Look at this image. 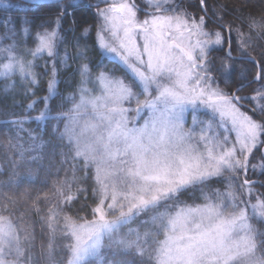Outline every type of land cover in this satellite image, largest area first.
<instances>
[{
	"label": "snow or ice",
	"instance_id": "obj_1",
	"mask_svg": "<svg viewBox=\"0 0 264 264\" xmlns=\"http://www.w3.org/2000/svg\"><path fill=\"white\" fill-rule=\"evenodd\" d=\"M197 5L199 14L185 0L86 5L96 8L95 26L85 27L81 37L95 31L101 58L115 64L97 65L93 72L85 62L87 40L77 38L78 86L71 107L54 116L49 101L57 75L72 59L59 51L62 21L76 5L56 0V19L35 33L27 19L19 29L11 20L4 23L0 41L11 42H0V78L10 82L3 91L19 84L26 96H35L47 76L48 95L32 99L28 114L11 121L15 133L7 148L18 159L10 161L11 176L0 185V264H105L106 241L132 252L138 264H264V231L257 227L264 225V193L257 191L264 187V55L249 51L253 34L264 38V14L257 19L241 12L229 20L226 5L211 14L207 0ZM237 64L247 67L235 90L225 91L220 82H234ZM254 84L253 94L241 95ZM249 103L256 118L245 110ZM28 121H55L71 172L44 193L41 220L49 239L39 258L31 225L7 195L18 187L16 169L27 163L25 153L43 147L25 127ZM257 170L261 179L254 180L249 173ZM81 198L84 204L74 212ZM40 199L38 194L31 200L37 213ZM142 214L148 216L140 221L144 230L138 226L121 235Z\"/></svg>",
	"mask_w": 264,
	"mask_h": 264
},
{
	"label": "trees",
	"instance_id": "obj_2",
	"mask_svg": "<svg viewBox=\"0 0 264 264\" xmlns=\"http://www.w3.org/2000/svg\"><path fill=\"white\" fill-rule=\"evenodd\" d=\"M13 4L11 8L5 9L0 7V37L4 35V23L9 20L14 22L17 29L20 27V22L27 19L31 22V30L33 33L35 31L43 30L40 26L45 25L56 19V15L59 13L60 9L56 5L47 6H33L22 3L18 0H10ZM72 3L76 5L75 9H68L70 13L62 21V35L64 36V44L59 49L60 54L64 55L67 52L69 59L67 61L66 67H61L58 75V85L56 87V95H54L49 101V108L51 114L54 116L62 109H67L71 107L70 97L74 94L78 82L79 75L77 74V67L81 63L80 60L76 59L77 53V38H80L81 44L86 39L88 43L87 56L90 66L93 72H96L97 65H106V68H113L115 62L108 60L107 58L102 59L100 56V49L95 44L96 35L95 31L89 34V37H81V33L85 27L95 26V12L96 8H88L86 5H95L97 0H71ZM65 1V4H68ZM185 3H191L193 5L192 11L199 14V8L197 5V0H185ZM226 5L228 12L232 15H227L226 18L229 20L234 19L236 15L241 12L252 13L257 19L260 18L261 14H264V0H207V8L209 14H211L213 8L220 11L219 5ZM103 6V5H102ZM7 15L10 17L7 19ZM11 26V25H9ZM235 38V34H233ZM3 43H10L11 41H0ZM29 46H32V41H28ZM253 45L252 49L249 51L253 52V55L258 58L264 55V38L256 37L253 34ZM235 47V44H234ZM215 55V54H214ZM235 55V53H234ZM41 65L43 61H39ZM51 67V65H49ZM217 67H219V61H217ZM247 65L237 64L236 65V76L233 77L232 83L225 84L220 82V87L225 91H234L236 85L239 83V75ZM37 72H43V68H37ZM119 71L116 75H120ZM18 80V79H17ZM9 81L3 79L0 80V185L7 182L11 176V163L12 159H18L15 153L10 152L7 148L8 140L15 133V129L11 124V121L16 119L24 118L28 113L26 112L27 105L32 99L42 98L48 95L47 83L48 77L41 76L39 86L35 89L36 95L33 96L31 92L26 96L23 88L17 84L15 88H9L8 92H4V88L9 84ZM257 85H252L244 90L241 95H251L253 94V88ZM38 107L42 108L43 105L38 103ZM254 104L249 103L245 105V110L249 114H253L252 109ZM36 111H33L31 115L35 116ZM254 118L255 115H254ZM25 127L32 131L33 137H35L36 145H43L42 148L37 147L35 151L26 152L25 156L27 159L26 164H22L16 169L18 175L15 177V182L18 185L16 189L11 192H7V195L17 200L16 213L17 215L24 214V219L31 225L33 235L35 236V254L39 258L42 246L46 247L48 243V230L46 225H44L41 220V215L45 214L47 211V205L44 200V193L49 192L52 189L53 183L59 178L63 179L67 173L69 176L70 172V161L63 162L65 157L62 155L63 149L60 146L57 133L55 131V121H45L42 123H36L33 121H28ZM62 130V126H61ZM22 137L21 143L27 147L30 143L27 134L21 133ZM16 141L13 140V143ZM263 154V153H261ZM32 156H37V160H31ZM254 163H261L259 160V155L256 156ZM78 175L82 176V173ZM250 177L254 180L261 179L259 171L253 174L251 171L249 173ZM81 183L87 185L91 184V181H81ZM219 186V185H216ZM257 191L259 193H264V187H258ZM27 193L30 198H25L22 194ZM40 195L41 199L38 201L39 207L41 209L40 213H37L31 205V200H34L37 195ZM189 202L191 200L188 196L182 197ZM84 204L83 198L80 202L76 204V208L73 211L79 210ZM87 204L91 206L92 197L89 191ZM84 213L81 212V215ZM147 215L142 214L141 217L137 218L136 221L130 225L124 227L121 231V235L128 232L129 228L140 227V230H144V225L140 224L141 220H146ZM262 231H264V225H257ZM62 238L57 237L56 243L61 244ZM106 247L102 250V254L105 259V264H132L136 262L138 264V258L134 256L132 252H124L123 250L113 247ZM62 251L61 248L56 249V258L59 259V253ZM43 264V261H41Z\"/></svg>",
	"mask_w": 264,
	"mask_h": 264
},
{
	"label": "water",
	"instance_id": "obj_3",
	"mask_svg": "<svg viewBox=\"0 0 264 264\" xmlns=\"http://www.w3.org/2000/svg\"><path fill=\"white\" fill-rule=\"evenodd\" d=\"M22 3H25L27 5H33V6H47V5H56V0H18ZM68 1V0H64Z\"/></svg>",
	"mask_w": 264,
	"mask_h": 264
},
{
	"label": "rangeland",
	"instance_id": "obj_4",
	"mask_svg": "<svg viewBox=\"0 0 264 264\" xmlns=\"http://www.w3.org/2000/svg\"><path fill=\"white\" fill-rule=\"evenodd\" d=\"M5 5H7V7H5ZM12 5L13 4L11 3L10 0H0V7H3L5 9H8V8H11ZM6 18L9 19L10 17L7 15ZM107 59L110 60L109 58H107ZM1 79L2 78H0V80ZM57 85H58V80H57ZM57 85H56V87H57ZM185 119H186V126H190L191 125V113L190 112L188 114H186Z\"/></svg>",
	"mask_w": 264,
	"mask_h": 264
}]
</instances>
